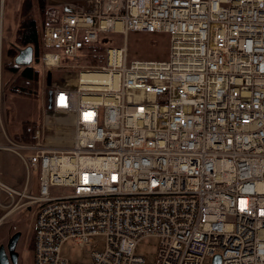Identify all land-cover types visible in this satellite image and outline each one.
Returning <instances> with one entry per match:
<instances>
[{
  "label": "built area",
  "instance_id": "1",
  "mask_svg": "<svg viewBox=\"0 0 264 264\" xmlns=\"http://www.w3.org/2000/svg\"><path fill=\"white\" fill-rule=\"evenodd\" d=\"M49 4L61 13L43 29L42 69L69 68L104 33H165L170 54L129 62L125 46H102L101 65L76 64V84L46 101L71 117L69 148L40 130L0 144L38 177L37 195L28 179L21 192L0 184L32 207V264H71L63 245L98 237L89 264H149L136 249L150 237L151 264H264V0Z\"/></svg>",
  "mask_w": 264,
  "mask_h": 264
},
{
  "label": "rangeland",
  "instance_id": "2",
  "mask_svg": "<svg viewBox=\"0 0 264 264\" xmlns=\"http://www.w3.org/2000/svg\"><path fill=\"white\" fill-rule=\"evenodd\" d=\"M36 17L37 10L34 1L6 0L3 14L2 50L7 46L16 47V30L21 21L26 18L32 19ZM99 44L103 47L110 45L114 47L125 46L129 62L167 61L170 54V37L165 33L147 34L128 32L125 37L114 33H104L99 37ZM76 64L81 66L84 63L79 59L78 62L72 63L69 68L55 70L40 69L42 78L40 80L39 100L41 98L42 104H40L41 113H37L38 116L40 115L38 119L40 124L36 130H40L43 133L46 145L49 147L67 149L71 145L73 136L71 117L51 113L48 111L45 101L46 94L56 85L69 88L76 84V77L79 72L78 69L73 68ZM7 97L8 95L2 89L0 144L8 147L14 146L16 143L12 139L11 132L9 134L5 133L6 119L9 114ZM39 100L36 101L38 105ZM20 154L25 155L27 153L22 152ZM26 179H28L29 184L32 186L31 193L37 195V175L31 174L27 177L25 167L19 157L13 151L7 149L0 150V184L21 192ZM8 195L4 189L0 188V218L9 213L0 225V246L6 247L12 235L19 233L20 239L16 247L18 264H31L32 251L29 250V245L34 223L32 207L25 206V202L19 201V198L14 195L12 196V201ZM157 244L158 240L156 238H146L137 246L136 254L145 258L147 263L151 264L154 260ZM103 247L104 239L102 237L95 238L92 245L84 249L74 246L71 242H67L63 245L61 254L71 264H89L90 253L92 251H102Z\"/></svg>",
  "mask_w": 264,
  "mask_h": 264
},
{
  "label": "trees",
  "instance_id": "3",
  "mask_svg": "<svg viewBox=\"0 0 264 264\" xmlns=\"http://www.w3.org/2000/svg\"><path fill=\"white\" fill-rule=\"evenodd\" d=\"M32 1L36 6L37 17L22 20L16 30L17 46L4 47V55L2 50V89L8 96L14 95L38 101L41 89L40 80L42 78L40 59L45 53V49L42 47V32L46 26L57 23L61 9L50 5L48 0ZM29 46L33 48V63L29 67L16 66L13 61L17 55V50ZM103 54L104 48L102 46L91 45L81 51L80 59L84 63L83 65L99 66L103 62ZM38 119L35 122L23 121L20 132L12 136L13 141L18 144H32L34 141L33 133L40 124ZM32 249L33 235L29 245V250L32 251Z\"/></svg>",
  "mask_w": 264,
  "mask_h": 264
},
{
  "label": "crops",
  "instance_id": "4",
  "mask_svg": "<svg viewBox=\"0 0 264 264\" xmlns=\"http://www.w3.org/2000/svg\"><path fill=\"white\" fill-rule=\"evenodd\" d=\"M48 2L50 3V0H48ZM47 96H48V93L46 94V98ZM39 101L40 102L38 105V102L36 101L14 96V95H9L7 97L9 114L6 119L7 122L5 124L6 125L5 133L9 134L11 132L12 133L11 135L14 136L20 132L21 123L23 121H31V122L37 121L38 119L37 113L39 111L41 112L40 110V104H42L41 98ZM46 101H45V104H46ZM30 263L32 264V257H31Z\"/></svg>",
  "mask_w": 264,
  "mask_h": 264
},
{
  "label": "water",
  "instance_id": "5",
  "mask_svg": "<svg viewBox=\"0 0 264 264\" xmlns=\"http://www.w3.org/2000/svg\"><path fill=\"white\" fill-rule=\"evenodd\" d=\"M34 60L33 48L31 46L18 49L17 55L14 58V64L18 67H29ZM52 92H48L47 104L48 109L51 108ZM20 239V234L15 233L9 239L6 247L0 246V264H18V254L16 253V247ZM213 264H220V257L215 256Z\"/></svg>",
  "mask_w": 264,
  "mask_h": 264
},
{
  "label": "bare ground",
  "instance_id": "6",
  "mask_svg": "<svg viewBox=\"0 0 264 264\" xmlns=\"http://www.w3.org/2000/svg\"><path fill=\"white\" fill-rule=\"evenodd\" d=\"M93 78V76H84V79L85 80H89V79H92ZM64 120V119H63Z\"/></svg>",
  "mask_w": 264,
  "mask_h": 264
}]
</instances>
